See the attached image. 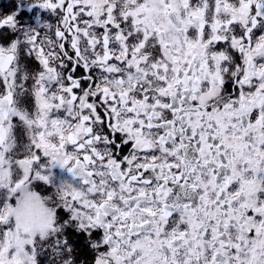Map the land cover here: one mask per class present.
<instances>
[{"label":"snow or ice","instance_id":"6c2138e0","mask_svg":"<svg viewBox=\"0 0 264 264\" xmlns=\"http://www.w3.org/2000/svg\"><path fill=\"white\" fill-rule=\"evenodd\" d=\"M22 3L0 14V264H74L76 234L91 264H264V0Z\"/></svg>","mask_w":264,"mask_h":264},{"label":"flooded vegetation","instance_id":"af4514ba","mask_svg":"<svg viewBox=\"0 0 264 264\" xmlns=\"http://www.w3.org/2000/svg\"><path fill=\"white\" fill-rule=\"evenodd\" d=\"M32 2V0H24V3L20 4L19 10L22 12H25V15L21 17V19L28 23L31 16L33 15L31 12H29L26 8V4ZM13 3H19V0H0V14L4 13V6H9ZM46 18L48 17V14H43ZM51 22H55V18H50ZM72 246L74 249L73 257L74 264H91L93 259V252L89 246L88 243V237L86 235L81 236L79 234H76L72 236ZM59 264V262H58Z\"/></svg>","mask_w":264,"mask_h":264}]
</instances>
